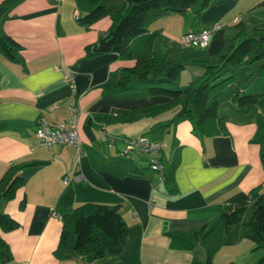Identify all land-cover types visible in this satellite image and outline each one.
I'll list each match as a JSON object with an SVG mask.
<instances>
[{"label": "crops", "instance_id": "crops-1", "mask_svg": "<svg viewBox=\"0 0 264 264\" xmlns=\"http://www.w3.org/2000/svg\"><path fill=\"white\" fill-rule=\"evenodd\" d=\"M2 2L0 31L10 34L19 47L13 55L0 51V177L12 162L44 160L24 165L23 183L12 196L0 198V208L18 222L0 230L11 253L5 264H85L79 254L55 252L62 225L61 196L68 190L72 204L116 202L127 223L123 248L95 257L90 264H194V256L205 264L201 242L193 248L180 247L170 232L211 225L224 203L247 199L255 185L264 191V112L241 111L228 95L217 107L227 114V130L207 135L189 117L172 119L175 105L130 119L96 115L168 101L167 95L148 94L147 84L183 85L201 74L204 65L198 58L215 59L226 50L234 41L235 22H245L248 9L254 8L249 13L256 23L264 21V0H210L197 16L194 4L183 12L149 17L144 30L129 39L128 49L140 50L151 38V48L165 56L167 64L175 56L183 74L175 82L164 72L156 77L131 75L126 88L112 82L136 62L135 56L121 57L116 51L84 55L86 44L111 21L104 14L83 23L79 17L91 8L90 0ZM214 22L220 26L207 44L179 45L186 30ZM72 100L79 106L82 177L66 184L64 174H72V146L40 143L34 123L67 118ZM140 134L164 143L162 178L149 166L147 154L122 152L125 139ZM253 244L252 239L241 237L221 245L212 255V264H251L264 254V247L253 248ZM245 248L257 250L242 262L237 253Z\"/></svg>", "mask_w": 264, "mask_h": 264}, {"label": "trees", "instance_id": "trees-1", "mask_svg": "<svg viewBox=\"0 0 264 264\" xmlns=\"http://www.w3.org/2000/svg\"><path fill=\"white\" fill-rule=\"evenodd\" d=\"M210 0H90L91 8L79 19L90 23L108 14L110 24L98 37L86 44L84 55L116 51L121 57L135 56L136 62L124 68L117 81L112 83L118 88H126L131 75L138 78L156 77L164 72L175 80L182 69V63L167 64L166 57L151 48V38L147 39L140 50L128 49V41L145 28L146 20L166 11L183 12L189 6L197 5L196 16L208 5ZM4 3H0V14ZM234 41L215 59L202 55L204 70L189 79L185 85H164L149 83L148 94L169 96L164 103H148L133 108H114L113 113L98 114L97 118L130 119L141 114H151L169 106H177L172 119L186 116L193 120L202 134L220 133L226 128V112L218 111L222 93H227L241 111L260 109L264 112V84L244 92V79L249 76H235L233 69L242 60H258V73L264 74V21L247 25L243 20L235 22ZM196 29V28H193ZM19 43L10 34L0 31V51L13 55ZM188 47V46H186ZM111 84V83H110ZM226 88V90H225ZM86 128L89 130L88 124ZM264 138V132H263ZM162 150V149H161ZM159 151V157L164 162ZM147 158L149 156L147 155ZM264 164V146L261 150ZM42 159H21L12 162L0 177V198L13 195L16 187L23 183L21 168L24 165L42 163ZM149 162V159H148ZM165 163V162H164ZM150 166V163H149ZM134 170V172H138ZM24 199H20V206ZM63 211L62 225L55 252L63 256L79 254L85 264L106 252H116L123 248L127 233V223L118 211L116 202L83 201L72 204L71 191L61 196ZM17 220L0 208V230L13 227ZM173 243L193 248L198 242L204 247L203 263L212 264L213 253L223 244L237 241L241 237L253 240V248L264 247V191L258 185L250 188L248 198L243 201L226 202L222 205L217 220L211 225L202 224L190 230L170 232ZM11 253L7 242L0 235V264H5ZM194 264L202 261L193 257ZM251 264H264V254Z\"/></svg>", "mask_w": 264, "mask_h": 264}, {"label": "built area", "instance_id": "built-area-1", "mask_svg": "<svg viewBox=\"0 0 264 264\" xmlns=\"http://www.w3.org/2000/svg\"><path fill=\"white\" fill-rule=\"evenodd\" d=\"M220 26L219 22L202 26L198 29L190 28L180 35L179 45L181 47L205 45L208 43L209 36ZM69 116L56 121H47L39 119L34 123V133L40 143L48 146H61L70 144L72 152V174L65 173L63 182L68 183L71 179H80L82 173L80 170L81 137L78 131L79 106L74 100L69 103ZM164 143L161 140L150 139L144 134L129 136L125 139L122 152L132 153L140 152L149 156L150 167L157 172L159 178L164 174V162L159 157V151ZM58 214V213H56Z\"/></svg>", "mask_w": 264, "mask_h": 264}, {"label": "rangeland", "instance_id": "rangeland-1", "mask_svg": "<svg viewBox=\"0 0 264 264\" xmlns=\"http://www.w3.org/2000/svg\"><path fill=\"white\" fill-rule=\"evenodd\" d=\"M254 11V8L252 9H248L247 12L244 13V20L246 22V24L250 23L249 25H253L254 23H256L253 18H252V15H250L251 13L249 12H253ZM259 23V22H257ZM172 63L171 64H175L177 62H179L175 56H173V60L171 61ZM258 60H252V61H249L248 59H245V61L242 60V62H239L237 65H235V68L233 69V73L235 76H244V75H248L245 79H244V85L242 86L244 92L246 91H249L255 87H258V86H261L264 84V74H261V73H258L257 70H258ZM182 70V69H181ZM179 71V74L177 76L176 79H180L182 77V74H183V70L182 71ZM175 82V80H174ZM186 82H184L183 85H185ZM160 84H163V83H160ZM166 85V84H164ZM226 90V88H225ZM228 96L227 93H222L221 96H220V99L224 98ZM233 101V100H232ZM221 111V110H219ZM264 131V125L262 127V133ZM224 245V244H223ZM225 246H228V245H225ZM261 248V247H260ZM257 249H246L243 250L241 253L238 252V258H242V262L245 261V259L250 256V254H253L252 252H256ZM257 259V258H256ZM256 259H254L253 261H255ZM252 261V262H253Z\"/></svg>", "mask_w": 264, "mask_h": 264}]
</instances>
